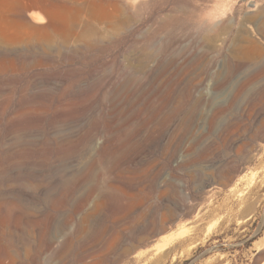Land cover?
Segmentation results:
<instances>
[{
  "label": "rangeland",
  "instance_id": "374dc122",
  "mask_svg": "<svg viewBox=\"0 0 264 264\" xmlns=\"http://www.w3.org/2000/svg\"><path fill=\"white\" fill-rule=\"evenodd\" d=\"M0 264H264V0H0Z\"/></svg>",
  "mask_w": 264,
  "mask_h": 264
},
{
  "label": "bare ground",
  "instance_id": "6f19581e",
  "mask_svg": "<svg viewBox=\"0 0 264 264\" xmlns=\"http://www.w3.org/2000/svg\"><path fill=\"white\" fill-rule=\"evenodd\" d=\"M28 16V15H26ZM25 16V18H27ZM21 17V15H20ZM24 17V16H23ZM30 18V17H29ZM27 18V19H29ZM24 19V18H22ZM31 19V18H30ZM34 19V18H33ZM39 19V18H38ZM26 20V19H25ZM32 20V19H31ZM35 20H37L35 18ZM28 21V20H27ZM25 21V23L27 22ZM33 21V20H32ZM24 22V21H22ZM37 22V21H36ZM41 23V22H40ZM34 24V23H33ZM26 25V24H25ZM28 26V25H27ZM33 27V26H31ZM36 27V26H35ZM52 85V84H51ZM96 88V87H95ZM37 94V93H36ZM38 94H41L44 95L43 93H38ZM37 94V95H38ZM84 95V94H83ZM34 96H36L34 94ZM33 96V97H34ZM81 96V95H80ZM40 97V96H39ZM82 98V97H81ZM75 109V108H74ZM71 110V111H70ZM69 111L67 112H60L59 113V119L61 120H65V121H72L75 116H76V112H74L73 108H71ZM62 111V110H61ZM57 112V111H56ZM59 112V111H58ZM57 114V113H56ZM57 116V117H58ZM29 117V116H28ZM24 118V116L22 117ZM34 118H29V119H19L16 120L14 122V124H12V129H15V130H28V131H31V129H34L33 127L38 124V122L40 123L41 121L43 120H40V121H34L33 120ZM42 119V118H41ZM44 119V118H43ZM39 120V119H37ZM52 122V121H51ZM54 123V121H53ZM41 124V123H40ZM53 126V125H52ZM38 127V126H37ZM11 131V130H10ZM13 131V130H12ZM9 133V132H8ZM35 133H38V132H35ZM16 134V133H15ZM18 134V133H17ZM20 134V133H19ZM22 134V133H21ZM31 134V133H30ZM29 135V134H28ZM89 134L86 133V135H81L80 133H76L72 139H60V141L58 143H55L54 141H50L49 144L50 146L45 150V154L46 155H52L53 152L56 151V153H58V156L62 157V156H65L66 154H68L72 149H73V146L71 145V141H73L74 138H78L80 141L84 140L87 138ZM123 139V138H122ZM128 139V138H127ZM129 141V140H128ZM120 142V141H119ZM33 143V142H31ZM36 144V143H34ZM33 145V144H32ZM37 145V144H36ZM132 145L127 142V141H121L120 142V151L115 154L116 158L117 159H121L123 156H124V152L125 150L129 149ZM17 147L15 146V149ZM42 148V146H41ZM18 150L15 153V155L19 156L21 159H23V164L25 165V168H24V171H22V178H28V179H31V178H38L42 175V173L45 171V167L44 166V163H42L43 161L42 160H37V159H31L32 157L35 158V156L37 155V153L35 152H38L39 151L41 152L40 149H36V148H32V149H29V150H25V149H22V148H17ZM153 149V148H152ZM28 152V153H27ZM25 155H27V157H25ZM40 155V154H39ZM44 156V155H43ZM48 156V157H49ZM99 156V155H98ZM45 157V156H44ZM47 157V158H48ZM28 159V160H27ZM116 159V160H117ZM26 160V161H24ZM13 169V168H12ZM11 169V172L14 174V170ZM62 183V182H61ZM63 189V188H62ZM214 189V188H213ZM212 189V190H213ZM202 190V189H201ZM204 190V189H203ZM12 194H16L17 198H19L21 201H27V200H35L36 198H38V196L34 193H30V192H27V191H24L21 186H16L14 189L10 190ZM9 191V192H10ZM211 191V190H210ZM215 191V190H214ZM208 192V191H207ZM212 193V192H211ZM38 194H41L40 192ZM215 212V211H214ZM210 216V215H209ZM12 218H13V226L14 228L20 230L21 228H23L24 226H29V225H33L34 227H37L38 225H40L41 223V219H39V222L36 220V218L34 219V217H32L31 215L27 214L23 208L21 207H17L15 208L13 211H12ZM42 218V217H41ZM46 219V218H45ZM43 221V220H42ZM45 222V220H44ZM23 230V229H22ZM40 230V229H39ZM184 234V233H183ZM186 234V233H185Z\"/></svg>",
  "mask_w": 264,
  "mask_h": 264
}]
</instances>
